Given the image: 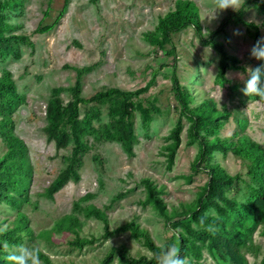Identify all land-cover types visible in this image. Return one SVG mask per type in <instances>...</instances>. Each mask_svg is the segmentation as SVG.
<instances>
[{
  "label": "rangeland",
  "instance_id": "374dc122",
  "mask_svg": "<svg viewBox=\"0 0 264 264\" xmlns=\"http://www.w3.org/2000/svg\"><path fill=\"white\" fill-rule=\"evenodd\" d=\"M7 1L12 7L2 11L7 26L2 34L21 38L0 47V77L7 71L15 86V96L0 93V121L10 117L13 134L24 145L12 170L28 183L24 192L13 185L0 197V229H6L0 232V251L5 257L19 245L40 248L43 264H99L110 248L120 246L130 257L152 256L142 238L128 230L104 235L103 223L88 212L92 207L104 213L108 230L133 222L156 246L179 248L182 230L174 222L198 228L185 211L194 207L208 179L203 169L207 163L236 176L225 195L238 213L227 210L226 216H219L208 206L203 215L224 220L243 241L239 250L246 262L260 264L264 218L254 225L248 210L253 200L250 188L263 185L264 100L241 92L247 70L264 65V60L250 55L258 40L264 47V16L257 6L245 5L241 21L218 29L233 10L215 13L210 0H187L195 7L201 37L192 25L172 33L173 61L155 28L175 2L185 0ZM216 29L212 42L207 41ZM215 43L227 57L222 71ZM173 70L188 92L189 109L212 108L219 117L215 126L200 134L207 140L219 139L220 148L197 161L196 170L190 166L198 144L187 142L189 122L180 116L171 91ZM146 85L145 91L126 100L122 127L118 108L123 95L90 99L109 88L128 92ZM75 97L81 99L77 120L84 148L74 166L78 178H69L48 194L51 182L69 164L73 142L69 124L63 121L59 131L67 134L66 143L54 144L46 131L45 107L51 98L65 106ZM178 118L180 143L168 164L164 146L171 142L169 133ZM2 131L1 126L0 156L7 148ZM127 136L128 148L122 141ZM252 143L258 148L252 149ZM144 181L158 190L170 220L144 203ZM78 238L92 241L80 247L70 243ZM189 242L191 250L184 257L191 264H228L208 240ZM111 264H119L117 254Z\"/></svg>",
  "mask_w": 264,
  "mask_h": 264
},
{
  "label": "trees",
  "instance_id": "16d2710c",
  "mask_svg": "<svg viewBox=\"0 0 264 264\" xmlns=\"http://www.w3.org/2000/svg\"><path fill=\"white\" fill-rule=\"evenodd\" d=\"M247 4H254L257 6L261 14L264 16V0H246V5ZM11 7V2H8L7 0L0 1V47H7L11 42L21 38L20 36L14 34L8 36H3L2 34V30L7 27L3 22L4 14L2 11L4 9L8 10ZM241 16L242 8L238 12H228L219 23L218 29H221L227 23H238L241 21ZM188 25H192L198 37H201L195 7L190 1L187 0L175 2L174 9L166 13L158 20L155 33L160 36L162 46H169L166 53L173 56V61L174 47L171 40V34L178 32ZM218 29L210 32L207 41L212 42V37L217 33ZM212 45L219 54L218 67L220 71H222L227 59L225 51L220 45H216V43ZM172 68H174V63L172 64ZM220 75L221 72L218 73V76ZM170 81L171 91L179 106L180 116L184 117L189 122V125L186 129L188 138L187 142L189 144L193 142L198 144L196 159L190 166L192 170H196L198 164L197 161L208 159L206 154H208L214 148H220L219 146L221 142L219 139L213 138L207 140L204 135L200 134V130L209 131L210 126H215L218 123L219 117L213 112L212 108H196L195 110L189 109L188 92L178 84L174 70L170 77ZM147 87L148 86L146 85L134 91L128 92H120L116 88H109L103 92L97 93L90 99L102 101L103 99L109 98L114 94L123 95V103L118 108L120 113L118 124L120 127H122V118L124 115H127L128 103L126 100L132 95L145 91ZM0 93H5L9 96H15V86L7 71H5L0 77ZM79 101H81V99L75 97L73 101L68 102L65 106H63L59 99L51 98L46 104L45 117L47 122V135L54 140V144L56 146L64 145L67 140V134L60 132L59 126L63 121H65L69 124L71 140L73 142L72 154L69 164L51 182L47 189L48 194L59 188L69 178L74 180L78 178L74 166H76L79 162L78 156L80 151L84 149L83 145L79 141L80 127L77 120V103ZM221 116L226 118L227 115L221 114ZM64 117L65 120H63ZM1 126L3 127L2 133L4 135V142L7 148L6 151L0 156V197H5L7 195L5 190L10 187L12 188L13 185L16 186L15 188L24 192L28 183V178L19 180L17 179L19 175L16 174L14 170H12L15 162L22 155L21 151L24 148V145L13 134V122L10 117H3L0 121V127ZM127 126V132H129L130 135L131 128L128 124ZM180 129L181 120L178 118L169 133L171 142L164 146L168 164L172 162L174 152L180 143ZM128 136L122 138L123 145L126 148H128L130 145V139ZM251 148L256 149L258 148V145L252 143ZM203 169L207 171L208 179L200 188V191L195 199L194 207L185 211V214H190L191 220L198 225V228H193L192 226L179 220L174 222V224L179 226L182 230L181 233H178L180 255L185 256L191 250L192 245L189 242V238L195 240H208L209 247L214 249L217 248L219 250L218 252L220 253V256L224 259H227L228 264H248L245 257L239 250V247L243 244V241L240 240L236 235V231H234L232 228H226L224 225V220L217 216L203 215V210L208 206L212 207L219 216H226L227 210L237 212L232 201L225 195V189L232 184L236 176H229L217 164L209 165L206 163ZM261 169L264 170V164ZM261 182L263 185H261L260 188H250V191L253 195V200L250 205V211L248 210V212L252 214L254 225L258 224L264 218V175ZM144 184L146 190L144 203H150L151 206H153V208L161 216L165 217L167 220H170L171 217L167 216L164 204L157 196L158 190L147 181H144ZM203 200L204 203H202ZM88 212L94 218L100 220L103 223L104 235H111L113 233L128 230L134 237L142 238L144 246L150 251L152 255L149 258L146 256L130 257L127 255L123 246L117 248L112 247L100 260L99 264H111L115 254H117L119 264H156V261L153 258V253L159 252L162 247L156 246L144 231L137 228L136 224L133 222H127L117 226L112 230H108L106 217L102 211L92 207L91 209L89 208ZM73 241L74 242L70 243L80 247L84 244H89L92 240L91 238H78ZM44 259L47 262L46 258ZM0 260L7 261L3 251H0ZM260 264H264V256L262 257Z\"/></svg>",
  "mask_w": 264,
  "mask_h": 264
},
{
  "label": "clouds",
  "instance_id": "9594fccd",
  "mask_svg": "<svg viewBox=\"0 0 264 264\" xmlns=\"http://www.w3.org/2000/svg\"><path fill=\"white\" fill-rule=\"evenodd\" d=\"M210 3L215 8V13L224 12L228 9L238 12L245 7L246 0H210ZM261 44L262 41L258 40L250 50V55L257 60H264V47ZM247 71V79L244 80L241 92L247 97L255 96L264 100V65L254 69L249 68ZM5 230L0 229V232ZM4 247H8L7 242H5ZM153 258L156 264H191L187 257L180 255V249L175 244L167 245L159 252L153 253ZM6 259L9 264H43L40 248L24 245L17 246L14 251L7 255Z\"/></svg>",
  "mask_w": 264,
  "mask_h": 264
}]
</instances>
